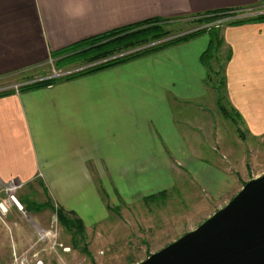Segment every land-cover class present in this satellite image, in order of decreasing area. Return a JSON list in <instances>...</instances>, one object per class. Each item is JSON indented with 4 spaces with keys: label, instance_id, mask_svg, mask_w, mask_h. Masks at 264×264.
<instances>
[{
    "label": "crops",
    "instance_id": "1",
    "mask_svg": "<svg viewBox=\"0 0 264 264\" xmlns=\"http://www.w3.org/2000/svg\"><path fill=\"white\" fill-rule=\"evenodd\" d=\"M247 7L264 12V0H0V87L48 72L53 52L117 27L153 17L182 25L209 10ZM219 33L227 106L244 141L264 142V20L223 24ZM209 40L203 32L98 71L0 96V214L15 207L27 216L10 199L26 187L44 191L54 209L73 213L85 229L132 219L148 196L165 191L159 197L166 198L182 181L200 189L203 202L224 205L244 184L239 175L247 153L244 148L234 157L233 148L218 144L219 129L208 116H195L213 92L203 59ZM190 118L201 125L199 133ZM209 142L219 160L201 155ZM225 155L233 159L221 163ZM263 172H246L244 181Z\"/></svg>",
    "mask_w": 264,
    "mask_h": 264
},
{
    "label": "rangeland",
    "instance_id": "2",
    "mask_svg": "<svg viewBox=\"0 0 264 264\" xmlns=\"http://www.w3.org/2000/svg\"><path fill=\"white\" fill-rule=\"evenodd\" d=\"M193 25L182 22V25L170 28L177 32ZM222 58L221 55V61ZM213 94L202 104L205 111L195 109V116L205 115V119L208 116L217 132L219 129L221 141L218 144L226 150L233 148L234 157L237 158L245 148L246 169L241 165L242 172L238 174H242V183H245L246 172L248 175L257 174L264 168V142L251 139L244 141L238 122L234 124L215 107L216 97ZM187 121L198 133L201 131V125L195 118ZM213 145L216 144L209 142L208 149L207 144L203 143L201 155L218 159L219 153L211 149ZM232 159L225 155L220 162ZM237 192L228 193L225 204ZM10 193L14 200L10 199L27 216L16 214L15 207L8 208V213L0 214V264H14L20 260L24 264H134L198 226L208 217L204 214L206 210L215 212L223 206H217V202L211 199L203 202V192L190 182L182 181L175 190L168 192L166 198L157 197L149 201L141 208L143 213L133 216V220L129 216L123 220L116 218L112 222L107 219L80 234L74 229L66 230L57 221L55 210L50 207L51 201L44 191L26 187ZM19 200L24 202L20 207L17 205ZM63 247L69 250L65 251Z\"/></svg>",
    "mask_w": 264,
    "mask_h": 264
},
{
    "label": "trees",
    "instance_id": "3",
    "mask_svg": "<svg viewBox=\"0 0 264 264\" xmlns=\"http://www.w3.org/2000/svg\"><path fill=\"white\" fill-rule=\"evenodd\" d=\"M233 10L215 9L196 14L194 17L188 19L189 23L194 24V28L182 34L174 32L166 19L153 17L81 39L51 54L52 59H54L53 65L55 68L66 69L65 67L75 65V67H79L78 70L65 77L49 78L25 84L19 87V92L45 86L61 79L98 71L207 32L210 40L208 48L203 53L207 70L205 83L215 94L219 112L226 118H230L234 124H237L238 118L235 116L233 110L227 106L225 99L224 63L220 60L219 56L222 47L219 33L220 27L223 24L264 20V12L237 17ZM225 59L226 57H224ZM28 78L30 77L24 78L22 81ZM10 93H15L14 89L0 90V96ZM165 193V191H160L148 196L146 200H153L159 196H163ZM19 202L21 204L24 203L20 200ZM50 207L54 208L52 204ZM23 208L26 209L25 206ZM54 210L57 221L66 230L74 229L80 234L85 233V227L73 213L61 208ZM71 247L73 248V246Z\"/></svg>",
    "mask_w": 264,
    "mask_h": 264
},
{
    "label": "water",
    "instance_id": "4",
    "mask_svg": "<svg viewBox=\"0 0 264 264\" xmlns=\"http://www.w3.org/2000/svg\"><path fill=\"white\" fill-rule=\"evenodd\" d=\"M134 264H264V172L198 226Z\"/></svg>",
    "mask_w": 264,
    "mask_h": 264
},
{
    "label": "built area",
    "instance_id": "5",
    "mask_svg": "<svg viewBox=\"0 0 264 264\" xmlns=\"http://www.w3.org/2000/svg\"><path fill=\"white\" fill-rule=\"evenodd\" d=\"M233 12L235 13V16H237V17L248 16V15L256 14V13H263V12H253V9L250 8V7L234 9ZM182 33H185V32H178L177 34H182ZM52 62H53L52 60H49L50 67H49V71L48 72H46L44 74L37 75V76H35V77L31 78V79H28V80H23V81H20V82H16V83H13V84L5 86V87H0V90L12 88V89H14V91L16 93V92H19V87L23 86L25 84H29V83H32V82H35V81H41V80H45V79H49V78L65 77V76L69 75L70 73H72V72H74V71L79 69V68H75V69H68V68H66V69H58V68H55V66L53 65ZM11 198H12V196H11ZM17 205L20 207L19 204H17ZM1 209H2V207H1ZM63 249L65 251L69 250L68 247H63ZM14 264H24V261L23 260H20L19 262L16 261Z\"/></svg>",
    "mask_w": 264,
    "mask_h": 264
},
{
    "label": "bare ground",
    "instance_id": "6",
    "mask_svg": "<svg viewBox=\"0 0 264 264\" xmlns=\"http://www.w3.org/2000/svg\"><path fill=\"white\" fill-rule=\"evenodd\" d=\"M3 209V208H2Z\"/></svg>",
    "mask_w": 264,
    "mask_h": 264
}]
</instances>
